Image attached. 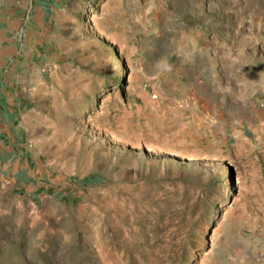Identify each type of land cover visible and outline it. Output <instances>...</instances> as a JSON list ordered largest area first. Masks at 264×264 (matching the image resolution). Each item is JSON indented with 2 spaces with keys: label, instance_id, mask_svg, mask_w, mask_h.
<instances>
[{
  "label": "rangeland",
  "instance_id": "rangeland-1",
  "mask_svg": "<svg viewBox=\"0 0 264 264\" xmlns=\"http://www.w3.org/2000/svg\"><path fill=\"white\" fill-rule=\"evenodd\" d=\"M0 95V264H264V0H0Z\"/></svg>",
  "mask_w": 264,
  "mask_h": 264
},
{
  "label": "crops",
  "instance_id": "crops-1",
  "mask_svg": "<svg viewBox=\"0 0 264 264\" xmlns=\"http://www.w3.org/2000/svg\"><path fill=\"white\" fill-rule=\"evenodd\" d=\"M1 98H2V96L0 95V105L2 104ZM246 104L247 103H245V105ZM240 108H241V112L239 114H241V116H243L242 117L243 118L242 122L245 123L243 125L242 129L240 130V135L241 136H244V135L246 136L247 133H254V132L262 133V132L259 131V127H258L259 124H258V121H257L258 115H260L259 112L251 111L250 114H248V113L245 114L243 110L246 109V108L244 106H240ZM247 116H251V117H254V118L256 117V119L254 121H249L250 119H247ZM260 121H262V120H260ZM260 121H259V123H260Z\"/></svg>",
  "mask_w": 264,
  "mask_h": 264
}]
</instances>
